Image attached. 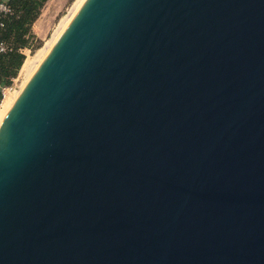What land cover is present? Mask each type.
<instances>
[{
	"label": "water",
	"instance_id": "95a60500",
	"mask_svg": "<svg viewBox=\"0 0 264 264\" xmlns=\"http://www.w3.org/2000/svg\"><path fill=\"white\" fill-rule=\"evenodd\" d=\"M0 264H264V0H85L0 123Z\"/></svg>",
	"mask_w": 264,
	"mask_h": 264
},
{
	"label": "trees",
	"instance_id": "16d2710c",
	"mask_svg": "<svg viewBox=\"0 0 264 264\" xmlns=\"http://www.w3.org/2000/svg\"><path fill=\"white\" fill-rule=\"evenodd\" d=\"M48 0H8L12 14L0 15V40L8 46V51L0 55V85L9 87L24 64V49L36 50L31 45V27ZM2 97L0 95V103Z\"/></svg>",
	"mask_w": 264,
	"mask_h": 264
},
{
	"label": "rangeland",
	"instance_id": "374dc122",
	"mask_svg": "<svg viewBox=\"0 0 264 264\" xmlns=\"http://www.w3.org/2000/svg\"><path fill=\"white\" fill-rule=\"evenodd\" d=\"M76 2L77 0H48L45 3V5L40 11L39 17L31 27V33L33 36V39L31 40V45L34 47L36 46L37 48L34 52H25V59L33 58L38 52V50L41 49L43 45H45V43L47 44L49 43V40L53 39L52 37H54L55 35L54 31L57 30V26L60 25V21L69 13V11ZM22 66L17 76L12 79L11 85L15 84V88L14 90H10L9 93H15V95H18L23 86L26 84V82L34 72L33 67L31 69L33 72L31 73L30 68L29 70H22Z\"/></svg>",
	"mask_w": 264,
	"mask_h": 264
},
{
	"label": "bare ground",
	"instance_id": "6f19581e",
	"mask_svg": "<svg viewBox=\"0 0 264 264\" xmlns=\"http://www.w3.org/2000/svg\"><path fill=\"white\" fill-rule=\"evenodd\" d=\"M84 1L85 0H77V2L74 4V6L69 11V13L60 21L59 23L60 25L57 26L58 27L57 30L55 29L56 31H54V34H55L54 37L51 36L53 39L49 40V43L47 44L45 43V45H43V47L38 50L35 56L33 55L34 56L33 58H26L22 66V70H29V68L31 70L32 67L34 68L33 71L36 70V68L39 66V64L42 62V60L45 58V56L50 51L51 47L55 43L58 36L61 34L62 30L66 27V25L71 20V18L76 14V12L78 11V9L80 8V6L83 4ZM33 71L31 70V73ZM16 97L17 95H15V93L7 92L4 95L3 100L1 101V104H0V123L3 122L5 116L7 115L11 106L13 105Z\"/></svg>",
	"mask_w": 264,
	"mask_h": 264
},
{
	"label": "built area",
	"instance_id": "2783aa9c",
	"mask_svg": "<svg viewBox=\"0 0 264 264\" xmlns=\"http://www.w3.org/2000/svg\"><path fill=\"white\" fill-rule=\"evenodd\" d=\"M8 0H0V15H10L12 14L11 8L7 5ZM0 27H2V24L0 23ZM8 51V46L5 42L0 40V55L5 54ZM31 49H24L22 52L23 54L25 52H30ZM14 81V80H13ZM15 84L10 85L9 87H3L0 85V95L3 98L4 95L9 92L10 90H14Z\"/></svg>",
	"mask_w": 264,
	"mask_h": 264
}]
</instances>
